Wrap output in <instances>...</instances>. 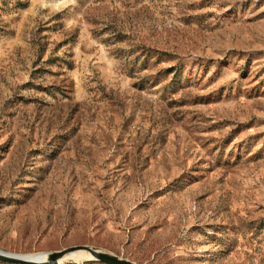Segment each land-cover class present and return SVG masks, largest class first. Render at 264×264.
<instances>
[{
	"label": "rangeland",
	"instance_id": "obj_1",
	"mask_svg": "<svg viewBox=\"0 0 264 264\" xmlns=\"http://www.w3.org/2000/svg\"><path fill=\"white\" fill-rule=\"evenodd\" d=\"M73 246L264 264V0H0V252Z\"/></svg>",
	"mask_w": 264,
	"mask_h": 264
},
{
	"label": "water",
	"instance_id": "obj_2",
	"mask_svg": "<svg viewBox=\"0 0 264 264\" xmlns=\"http://www.w3.org/2000/svg\"><path fill=\"white\" fill-rule=\"evenodd\" d=\"M74 252H85L90 255L92 259L105 264H135L133 262L121 259L117 256L106 253L99 249L91 248L89 246H73L58 252L47 253L48 257L44 261H34L16 254L0 252V262L7 264H59L64 255Z\"/></svg>",
	"mask_w": 264,
	"mask_h": 264
},
{
	"label": "bare ground",
	"instance_id": "obj_3",
	"mask_svg": "<svg viewBox=\"0 0 264 264\" xmlns=\"http://www.w3.org/2000/svg\"><path fill=\"white\" fill-rule=\"evenodd\" d=\"M82 253H85V252L67 253L66 255H64V257L62 259L63 260H71V261H74V262H78V261H81V259L83 257ZM85 254H87V253H85ZM19 256L22 257V255H19ZM47 257H48V254L44 253V254H41V255H36L34 257H26V258L34 260V261H44V260L47 259Z\"/></svg>",
	"mask_w": 264,
	"mask_h": 264
}]
</instances>
